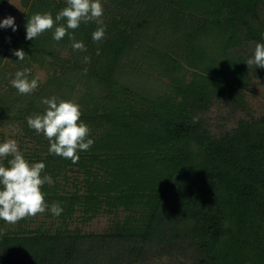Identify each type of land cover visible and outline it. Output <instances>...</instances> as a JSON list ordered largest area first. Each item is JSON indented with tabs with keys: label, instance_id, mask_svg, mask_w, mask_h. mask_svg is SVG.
<instances>
[{
	"label": "trees",
	"instance_id": "obj_1",
	"mask_svg": "<svg viewBox=\"0 0 264 264\" xmlns=\"http://www.w3.org/2000/svg\"><path fill=\"white\" fill-rule=\"evenodd\" d=\"M21 3L27 10L17 31L0 28V124L17 120L35 141L31 154L20 151L45 163L43 175L55 181L42 191L49 206L63 207V224L4 231L0 264H92L101 254L109 264H136L152 248L184 246L196 264H264V113L218 134L200 117L226 93L245 103L234 93L250 75L264 80V68L246 64L264 44V0H101L103 40L92 39L94 21L69 30L86 52L73 51L68 35L55 41L54 29L26 39L32 15L55 18L66 0ZM6 11H14L10 0H0ZM35 64L49 75L21 95L10 80L24 69L35 78ZM53 96L81 106L94 140L75 164L49 154V141L27 125ZM68 171L81 178L62 196L57 177L69 183ZM77 205L88 220L120 208L127 214L104 232L85 233L70 226Z\"/></svg>",
	"mask_w": 264,
	"mask_h": 264
},
{
	"label": "clouds",
	"instance_id": "obj_2",
	"mask_svg": "<svg viewBox=\"0 0 264 264\" xmlns=\"http://www.w3.org/2000/svg\"><path fill=\"white\" fill-rule=\"evenodd\" d=\"M66 7L60 10L55 18L51 13H36L27 20L26 39L34 40L47 31H53V39L57 42L66 35L72 40L73 51L86 52L82 41H76L69 30H76L81 23L95 22L98 27L92 33V39L99 42L105 38L106 25L102 19L104 8L101 0H66ZM64 21V23H61ZM0 28H11L17 31L15 18L8 16L0 21ZM18 60L23 61L27 54L22 49L13 50ZM84 63L90 62V57L83 58ZM246 64L264 68V44L256 43L252 58ZM87 69H85V72ZM29 69L19 70L10 84L21 95H29L39 87V77L29 79ZM46 105L43 114H33L26 118L27 125L37 134H42L49 141V154L79 161L78 152L88 151L94 144L90 137V128L81 120V106L74 100H63L53 96L41 101ZM8 159L7 166L0 163V220L7 224L44 214L50 211L59 217L63 207L59 202L51 206L45 199L42 187L52 184L50 175H42L46 165L43 162L30 163L19 150L15 139H7L0 143V159ZM4 230L0 229V236Z\"/></svg>",
	"mask_w": 264,
	"mask_h": 264
},
{
	"label": "rangeland",
	"instance_id": "obj_3",
	"mask_svg": "<svg viewBox=\"0 0 264 264\" xmlns=\"http://www.w3.org/2000/svg\"><path fill=\"white\" fill-rule=\"evenodd\" d=\"M10 4L13 6L14 11L0 13V21L8 16H12L15 18V24H18L22 20L27 7H23L21 0H10ZM248 46L250 47L252 44ZM249 47L241 49L242 52L251 53L252 49ZM33 71L34 77H39L41 82L45 81L49 75L47 69L37 64L33 66ZM238 93L245 95V103L236 100L234 96L228 93L221 97H215L211 102L210 108L200 116L203 124L218 134L226 128L235 126L240 119L259 117L264 113V80L261 76L250 75L244 87L236 88L234 94L236 95ZM24 133L22 126L17 120L11 121L6 119L0 124V143L7 139H15L18 143L19 150L23 148L27 153L31 154L35 146V141L24 136ZM30 163L35 162L31 160ZM67 175L69 176V183H66L64 175L57 177L59 183L56 191L58 190L62 196H66V193L68 195L75 189V181L73 183V180L76 179L75 177L78 176L81 178V175H78L74 171H68ZM52 180L55 181L53 178ZM53 183L49 185L53 186ZM82 208L81 205L76 206V211L72 215V218L69 219V222L72 229L78 227L85 233L104 232L114 224V221L125 218L127 214L123 208H120L116 214L104 211L89 220L86 218V220ZM62 224L61 216L56 217L50 211H46L44 214L23 219L14 225L0 220V229L5 232L16 231L18 229L27 232H34L36 229H51L52 231H56L57 227L62 226ZM112 254L114 255L115 253L112 252ZM98 257L99 259L92 264H109L107 260H103L102 254ZM194 258L195 256L192 250L187 248V246H184V248H169L168 251L152 248L145 252L144 256L136 264H196Z\"/></svg>",
	"mask_w": 264,
	"mask_h": 264
}]
</instances>
